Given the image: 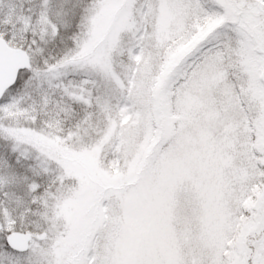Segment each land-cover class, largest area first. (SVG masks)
I'll list each match as a JSON object with an SVG mask.
<instances>
[{
	"label": "snow or ice",
	"instance_id": "obj_1",
	"mask_svg": "<svg viewBox=\"0 0 264 264\" xmlns=\"http://www.w3.org/2000/svg\"><path fill=\"white\" fill-rule=\"evenodd\" d=\"M0 264H264V0H0Z\"/></svg>",
	"mask_w": 264,
	"mask_h": 264
}]
</instances>
